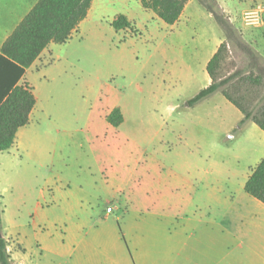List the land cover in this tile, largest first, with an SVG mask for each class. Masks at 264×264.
<instances>
[{"label": "rangeland", "instance_id": "rangeland-1", "mask_svg": "<svg viewBox=\"0 0 264 264\" xmlns=\"http://www.w3.org/2000/svg\"><path fill=\"white\" fill-rule=\"evenodd\" d=\"M221 3L235 6L225 12ZM198 5L196 16L167 24L140 0H93L71 39L54 42L32 75L44 110L0 153V233L13 264H173L175 220L153 199L158 176L171 178L181 153H210L203 167L230 171L263 156L252 157L259 137L250 126L229 138L212 117L218 96L187 103L206 84L204 42L226 39ZM219 5L264 57V26L243 21V7L264 0ZM118 13L131 28L113 26ZM115 107L119 127L108 122Z\"/></svg>", "mask_w": 264, "mask_h": 264}, {"label": "crops", "instance_id": "crops-1", "mask_svg": "<svg viewBox=\"0 0 264 264\" xmlns=\"http://www.w3.org/2000/svg\"><path fill=\"white\" fill-rule=\"evenodd\" d=\"M224 1L226 4L231 3V0ZM37 2L38 0H0V106L13 88L28 83L37 96V103L30 114V120L33 121L39 112H43L44 106L40 103L32 75L45 66L43 61L46 57L54 54V42L48 45L30 67H23L9 58L2 48ZM198 3L189 0L176 24L184 20L185 16L186 20L192 15L196 16L199 11ZM221 6L228 12L235 5L225 7L221 3ZM250 7L252 5L244 6L243 11ZM209 15L213 17L210 13ZM263 26L264 24L261 27ZM223 41L224 36L221 34L213 44L204 42L198 56L206 78L204 87L212 80L207 71L208 63ZM261 42L264 47V36ZM220 94L217 92L208 97L218 96L220 100L210 112L212 117L225 127L229 138H233L230 134L233 130H243L250 126L252 133L259 137L252 157L261 155L262 149L264 150V133L250 125L252 121L242 123V112L232 103L221 100ZM199 104L201 102L197 106ZM179 156L182 160L178 163L180 169L171 178L158 176L156 195L153 198L159 207L166 210L168 208V215H172L175 220L172 231V263L264 264V203L245 189L247 180L264 154L256 162L247 163L235 171L222 167L219 162H209L207 167H203L210 156L207 152L181 153ZM250 157L248 155L249 159ZM144 194L147 196V192ZM23 263L25 262L20 264Z\"/></svg>", "mask_w": 264, "mask_h": 264}, {"label": "trees", "instance_id": "trees-1", "mask_svg": "<svg viewBox=\"0 0 264 264\" xmlns=\"http://www.w3.org/2000/svg\"><path fill=\"white\" fill-rule=\"evenodd\" d=\"M189 0H140L143 7L153 10L167 24L176 23ZM216 20L226 34L225 41L208 63L211 83L188 100L193 106L220 92L243 114L242 123L252 121L264 131V58L246 41L242 33L221 9L218 0H197ZM93 0H38L3 45V52L23 67H30L52 42L65 43L88 16ZM117 30L132 27L124 13L112 22ZM241 51L246 59L236 61L232 50ZM225 61L224 66L222 63ZM236 61V62H235ZM224 68V69H223ZM37 103L34 88L28 83L11 90L0 106V152L15 143L19 129L30 122ZM108 122L119 127L124 122L120 107L108 115ZM246 191L264 203V157L254 168L245 185ZM3 210L0 206V232ZM0 264H13L5 237H0Z\"/></svg>", "mask_w": 264, "mask_h": 264}, {"label": "built area", "instance_id": "built-area-1", "mask_svg": "<svg viewBox=\"0 0 264 264\" xmlns=\"http://www.w3.org/2000/svg\"><path fill=\"white\" fill-rule=\"evenodd\" d=\"M244 24L248 27H260L264 24V8L261 5L252 6L243 12Z\"/></svg>", "mask_w": 264, "mask_h": 264}, {"label": "water", "instance_id": "water-1", "mask_svg": "<svg viewBox=\"0 0 264 264\" xmlns=\"http://www.w3.org/2000/svg\"><path fill=\"white\" fill-rule=\"evenodd\" d=\"M2 236V234L0 233V237Z\"/></svg>", "mask_w": 264, "mask_h": 264}]
</instances>
